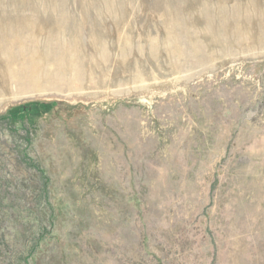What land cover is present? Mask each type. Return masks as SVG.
Returning <instances> with one entry per match:
<instances>
[{
    "label": "rangeland",
    "instance_id": "obj_1",
    "mask_svg": "<svg viewBox=\"0 0 264 264\" xmlns=\"http://www.w3.org/2000/svg\"><path fill=\"white\" fill-rule=\"evenodd\" d=\"M108 1L82 73L0 98V264H264V45L190 54L162 0Z\"/></svg>",
    "mask_w": 264,
    "mask_h": 264
},
{
    "label": "bare ground",
    "instance_id": "obj_2",
    "mask_svg": "<svg viewBox=\"0 0 264 264\" xmlns=\"http://www.w3.org/2000/svg\"><path fill=\"white\" fill-rule=\"evenodd\" d=\"M32 1H0V98L61 88L64 75L82 73L85 69L81 60L94 57L86 46L94 45L100 38L91 10L99 8L108 14L107 11L117 9L107 0H76L80 9L76 13L70 11L71 15L60 11L56 0H35L34 4ZM162 2L160 23L175 30L173 42L187 44L190 54L205 50L206 56L215 57L218 48L264 45V0H181L177 5L176 0ZM140 8L145 12L144 0ZM82 36L85 48L79 46Z\"/></svg>",
    "mask_w": 264,
    "mask_h": 264
}]
</instances>
